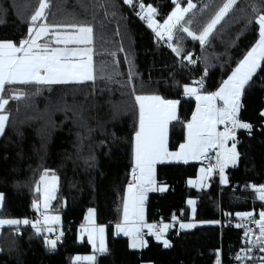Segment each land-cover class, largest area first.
I'll list each match as a JSON object with an SVG mask.
<instances>
[{
  "label": "trees",
  "instance_id": "trees-1",
  "mask_svg": "<svg viewBox=\"0 0 264 264\" xmlns=\"http://www.w3.org/2000/svg\"><path fill=\"white\" fill-rule=\"evenodd\" d=\"M227 0H191L195 5L173 29L164 45L149 26L133 13L141 3L156 9L160 24L179 3L188 0H47L49 25H84L92 32L94 79L58 84H20L19 98L9 100L8 116L0 136V218H39L34 203L41 174L48 170L58 179L49 213L61 217L63 242L53 249L32 225L0 230V264H73L77 254L91 252L77 240V229L88 209L96 222L107 226V248L97 264H264V241L257 243L259 225L249 236L238 227L240 213L256 220L264 201L252 186L264 185V60L243 89L240 120L250 129H237L233 138L238 153L234 166L218 180L214 166L206 187L196 189V163L157 165L155 181L166 191L148 194L146 219L172 222L165 236L169 246L150 234L140 250L129 248L128 239L114 234L120 221L123 193L132 166L133 142L139 124L137 95H158L179 101L177 119L170 123L169 149L184 139L194 101L183 98L184 87L197 85L200 92H214L248 52L259 36L257 17L264 14V0H237L215 26L205 43L183 31L199 35ZM40 0H0V40L28 38L31 16ZM49 38H45L47 40ZM169 44V45H168ZM171 45V46H170ZM180 49L177 55L173 50ZM199 60L188 65V54ZM187 64V65H186ZM202 88V89H201ZM214 165V164H213ZM211 166V165H210ZM236 184V187H234ZM189 200L194 201L191 214ZM193 219L189 229L177 224Z\"/></svg>",
  "mask_w": 264,
  "mask_h": 264
},
{
  "label": "snow or ice",
  "instance_id": "snow-or-ice-1",
  "mask_svg": "<svg viewBox=\"0 0 264 264\" xmlns=\"http://www.w3.org/2000/svg\"><path fill=\"white\" fill-rule=\"evenodd\" d=\"M126 3L132 4L133 0H125ZM237 3V0H227L222 7L216 12L215 16L203 29L196 35L187 27L183 28L193 39L205 43L212 33L215 26L224 18L229 10ZM49 7L47 0H40L39 7L35 14L31 16L32 26L28 29V38L19 41V44L11 40H0V110H4L9 103L2 93L6 90V85L10 84H58L67 83L69 81H89L93 80V63H92V32L90 26L84 25H49L37 21L45 18V9ZM195 7L188 0L187 7H182L177 3L175 10L168 16L162 25H157L153 20V14L156 9L151 5L147 6L146 16L149 27H158L162 31H158L157 36L163 37L167 34L172 39L173 29L184 20L186 13ZM140 8L145 9L141 3ZM139 15V13H138ZM256 23L259 28V39L252 49L239 62L235 71L223 82L218 91L200 95L196 87L185 86L184 93L188 96H195L198 101L196 112L193 114L191 121L187 124L188 135L187 141L179 146L176 152H169L167 147L168 124L177 119L176 109L179 101L165 100L158 95H137L135 100L139 106V128L135 133V166L133 168V182L128 185V196L124 203V223L117 225L119 232L132 237L131 247L141 248L146 246V241L141 237V228L147 227L149 230L156 228V225H145L143 223V202L145 194L152 189L155 184V166L158 162H162L169 157L187 162L191 160H199L205 155L209 148H224L225 141L233 139L236 129H250L251 125L241 122L238 119L239 99L244 86L251 79L253 73L260 67V61L264 60V14L257 17ZM42 38H49L45 43H38ZM63 45V47L52 46ZM72 45L73 47H69ZM171 46V45H170ZM177 55L180 54L179 48L173 49ZM203 86V80L196 82ZM11 98H19L13 96ZM223 102L222 107H217L216 101ZM264 115V113H262ZM8 120L7 115H0V133L4 131L5 123ZM224 124V131H217V125ZM230 124V127L228 126ZM235 163V144L232 149H225L218 156L217 166L222 178V182H227L224 178V169L229 162ZM211 172V169L208 170ZM205 170L201 169V179ZM138 173V175H137ZM49 172L45 170L41 176V182L45 184V208L54 198L56 177L51 176V190L49 191ZM195 184L196 181H189ZM257 192L258 198L264 201V185L259 187L252 186ZM39 191V189H37ZM159 191H166V187H160ZM3 200V194H0V201ZM189 204H194L192 200ZM34 207L38 205L34 204ZM93 210H89V218L92 216ZM242 218L252 217V213L238 214ZM259 220L254 223L259 225L260 236L257 237V243L264 241V211L259 213ZM59 216H45V225L49 223H58ZM21 223L28 224V220L17 219H0L2 225H19ZM190 224H182V228L192 227ZM242 226V225H238ZM37 231L41 232L40 222L32 224ZM168 225H163L158 231L152 232L157 240H162L163 233ZM47 231L53 229L47 227ZM251 231V230H249ZM92 232L100 234V248L103 252L106 249L103 244L104 228L92 229L89 232V238L92 239ZM247 236L248 233L246 232ZM57 237L54 240H47L46 243L55 248ZM93 243L95 241L93 240ZM165 247L169 246V242L163 240ZM77 260L85 259L92 261L93 256L77 257ZM219 264V261L217 262Z\"/></svg>",
  "mask_w": 264,
  "mask_h": 264
},
{
  "label": "crops",
  "instance_id": "crops-1",
  "mask_svg": "<svg viewBox=\"0 0 264 264\" xmlns=\"http://www.w3.org/2000/svg\"><path fill=\"white\" fill-rule=\"evenodd\" d=\"M145 13H146V10H145ZM160 25H161V24H160ZM148 26H149V25H148ZM149 28H150V27H149ZM152 30H153V29H152ZM153 32L155 33V31H153ZM155 35L157 36L156 33H155ZM157 37H158V36H157ZM258 39H259V36H258L257 40L254 42V44L251 46V48L248 50V52L252 49V47H254V45L256 44V42L258 41ZM47 40H48V39H47ZM47 40H45V38H42L40 41H38V43L43 44V43H45ZM52 46L63 47V45H55V44H53ZM69 47H73V46L70 45ZM248 52H247V53H248ZM247 53H246V54H247ZM246 54H245V55H246ZM245 55H244V56H245ZM244 56H243V58H244ZM243 58H242V59H243ZM242 59H241V60H242ZM241 60H240V61H241ZM240 61H239V62H240ZM262 62H263V60L260 61V65H261ZM92 63H93V60H92ZM238 64H239V63H238ZM238 64L233 68V70L231 71V73H230V74H229V75L223 80V82H224L225 80H227L229 76L232 75L233 71H235V69H236V67L238 66ZM258 68H259V67H258ZM258 68H257V70H258ZM257 70H256V71H257ZM256 71H255V72H256ZM255 72H254V73H255ZM254 73H253V75H254ZM253 75H252V76H253ZM89 81H90V80H89ZM249 81H250V80H249ZM249 81H248V82H249ZM69 82H77V81H69ZM223 82L221 83V85L223 84ZM18 85H20V83L10 84V85H9V86H11V87L9 88V92H10V94L15 95V96L21 95V93H19V92H20V89L17 87ZM221 85L219 86V88L221 87ZM7 86H8V85H7ZM187 86L196 87L194 84H189V85H187ZM244 87H245V86H244ZM219 88H217L214 92L218 91ZM243 89H244V88H243ZM243 89H242V92H241V95H240V99H239V104H240L239 113H240V110H241V107H242V105H241V104H242V103H241V99H242ZM17 91H18V92H17ZM14 92H15V93H14ZM16 92H17V93H16ZM209 93H213V92H199V90H198V94H200V95H205V94H209ZM4 98H5V97H4ZM183 98L193 100V101H194V109H193V112H192V114H191L189 120L186 121V122L184 123V139H183V141L178 145V147H177L176 149H174V150H170V149H169V128H170V123H171L172 121L168 124L167 147H168V151H169V152H176V151H178V150H179V146L187 141V135H188L187 124L191 121L192 116H193V114L196 112V109H197V106H198V101L196 100V97H195V96H188V95H185V93H184V94H183ZM5 99H7V98H5ZM216 105H217V107H222V106H223V102L220 101V100H217V101H216ZM177 108H178V105H177ZM239 113H238V119L240 120ZM260 113H261V115H262V113H264V107H263V109L261 110ZM0 115H5V113L3 112V110H0ZM176 116H177V109H176ZM262 116L264 117V115H262ZM173 121H174V120H173ZM240 121H241V120H240ZM241 122H243V121H241ZM244 123H245V122H244ZM263 123H264V122H263ZM222 127H223V124L217 125V131H220V132L224 131V128H222ZM138 128H139V124H138L137 130H138ZM1 134H2V133H0V136H1ZM233 144H235L234 141H233V139H229V140L225 141V144H224V148H223V149L220 148V147L209 148V149L207 150L206 153H208V152H210V151H213V150H216V151H217V150H220V152H221V154H222V153L224 152L225 149H228V150L232 149V145H233ZM237 159H238V153H237V150H236V147H235V163H232V162L230 161V162L227 164V166L225 167L224 172H225L228 168L234 166V165L236 164V162H237ZM162 163H182V164L196 163V164H197V173H196V177H194V178L188 180V185H189L190 187H194V188H196V189H201L202 187H206L207 182H208V178L211 176V174H212V172H213V169H214V166H215V165H211V166H203V165L200 164L199 160H191V159H189L187 162H185L184 160H177V159H173V158L169 157V158H167V159H164L162 162H158V163L156 164V166H155V171H156V167H157V165L162 164ZM132 166H133V168H134V166H135V137H134V142H133V159H132ZM201 169H204V170H205V172H204V174H203V179H201V176H202ZM209 169H211V172L208 171ZM48 172H49V171H48ZM43 174H44V173H43ZM52 175H53V174L49 172V176H48V181H49L48 187H49V191L51 190V187H52V185H51V176H52ZM55 177H56V176H55ZM224 178H225V175H224ZM189 181H196V183H195V184H190ZM39 183H40V184H38V186H37V188H36V191H37V193L39 194V199L34 203V204L38 205V207H34V208H35L37 214H39L40 216H42L43 221L41 222V221H39V220H36V221H29V220H28V221L30 222V223H28V224L21 223V224H19V225H2V226H0V230H1L2 228H4V227H17V226H27V225H32V224L36 223L37 221L40 222V225H43V226H44V227H43V231H44L45 233L48 232V231H47V227L56 228V227H60V226H61V217H60V215L57 214V213H49V211H48L49 208H50V205H51V201H52V199L49 201V203H48V207L45 208V195H46L45 184L42 183L41 180L39 181ZM57 186H58V179H57V177H56L55 191H54V193H52L54 196H55V193H56V191H57ZM152 187L154 188V191H155V190H158L160 187H166V186L161 185V184H157V182L155 181V184L152 185ZM37 189H39V191H38ZM154 191H153V192H154ZM150 193H152V192H150ZM148 194H149V192H146V194H145V200H144V202H143V217H144L143 223H144L145 225H153L152 222H150V221H148V220L146 219V213H145V203H146V200H147ZM127 196H128V187H125V190H124V193H123L122 204H121V205H122V207H121V218H120V221H119L117 224H115V225L113 226V231H114V234H115V235H117V236H123V237H126V238L128 239L129 248H131V249H133V250H140V249L143 248V247H141V248H132V247L130 246V245H131V242H132V237L124 235L123 232H119L118 229H117V225H118V224H119V225H123V223H124V203H125V200H126ZM0 203H1V201H0ZM190 205H191V208H192V210H191V214H193V213H194V211H193L194 204H190ZM0 206H1V205H0ZM89 210H90V209L87 210V212H86V214H85V217H84L83 221H82L81 224L78 226V229H77V240H78L79 242H86L87 244H89V246H90V248H91V252H90V253H87V254H77V255H75V256L73 257V264H97V257H98V255H99L100 253H102L101 251H99V248H100V234H99L98 232H92V239H90V238H89V232L92 231V229H98L99 227H103V228H104V232H103V244H104V248H105V249L107 248V237H106V236H107V226L104 225V224H98V223L96 222V217H95V211H94V209H91V210H93V213H92V216L89 218ZM45 216H49V217H51V216H59V217H60V220H59L58 223L53 222V223H49V224L45 225V222H44V217H45ZM0 219H5V218H0ZM6 219H13V218H6ZM17 220H21V221H23V220H27V219H17ZM197 223H198L197 221H195V220H193V219H190V220H188V221H184V222L178 223L177 225H178L181 229H189V228H192L193 226H195ZM182 224H190V225H193V226H192V227H188V228H182V227H181ZM163 225H168V228L166 229V232H167L169 228L173 227V221H172V222H165V223H162V226H163ZM162 226H161V227H162ZM32 228H34V227H32ZM143 230L150 231L149 228H147V227H142V228H141V232H142ZM149 235H150V234H149ZM149 235H147V236H149ZM147 236H141V237H142V239H143L144 241H146ZM93 240L95 241V243H93ZM88 256H93V257H95V259L92 260V261H88V260H85V259H81V260H77V259H76L77 257H81V258H83V257H88Z\"/></svg>",
  "mask_w": 264,
  "mask_h": 264
},
{
  "label": "built area",
  "instance_id": "built-area-1",
  "mask_svg": "<svg viewBox=\"0 0 264 264\" xmlns=\"http://www.w3.org/2000/svg\"><path fill=\"white\" fill-rule=\"evenodd\" d=\"M132 13L144 25H148L147 19H142L141 18L142 16H146L147 13H145V10H142L140 8V5H137L136 7H133L132 8ZM138 13H139V15H138ZM157 38L159 39V41H161L162 43L165 44L166 43V39L168 38V36H167V34H165V35H163V37L158 36ZM191 55H192V53L188 54V57H189L188 65L189 66L194 65L199 60L198 56L194 57V56H191ZM201 80H203V82H204V78L202 76L197 77V82L201 81ZM200 87H201L200 84L197 83L196 88L199 90ZM225 126L226 125L223 124V128L224 129H225ZM228 126L230 127V124ZM236 132H237V129L235 130V134H236ZM220 154H221L220 150L210 151V152L206 153L205 155L201 156V158L199 159V162L203 166H210V165L214 164L215 167H216V170H217L218 180L222 182V178H221V175H220V172H219V167L217 166V160H218V156ZM137 175H138V173H137ZM131 182H133V166H131L129 168V170H128V178H127V181L125 183V187H128L129 183H131ZM234 187H236V184H234ZM152 189H154V188L152 187ZM153 191L154 190H149L147 192L150 193V192H153ZM38 220L42 222L43 221L42 216H39ZM254 221H256V219L253 216L250 217V218H242V217H240L238 219V221H237V225H242V226H239V227L243 228L245 230V232H247L248 235L251 236L255 232V230L257 229V226H258V224L254 223ZM152 223H153V225H156V228L151 230V231L143 230L141 232V236H147L149 234H152V232L158 231L161 228V226H162V222L161 221H155V222H152ZM40 227H41L40 235L43 237L45 242L47 240H54L57 237H59V240H57V244L56 245H61L62 244L64 232H63L61 226L60 227H56V228H52L53 231H51V232L48 231L47 233H45L43 231V227H44L43 225H40ZM34 230H36V229L34 228ZM249 230H251V231H249Z\"/></svg>",
  "mask_w": 264,
  "mask_h": 264
},
{
  "label": "rangeland",
  "instance_id": "rangeland-1",
  "mask_svg": "<svg viewBox=\"0 0 264 264\" xmlns=\"http://www.w3.org/2000/svg\"><path fill=\"white\" fill-rule=\"evenodd\" d=\"M125 1V0H124ZM175 1V0H174ZM175 8H176V6L174 7V9L172 10V12L175 10ZM171 12V13H172ZM147 13V12H146ZM171 13H170V15H171ZM153 18V17H152ZM153 20H155V22H156V24L157 25H162L163 23H164V21L163 22H161L160 24L157 22V20L155 19V18H153ZM150 29H153V31H155V33H157L158 31H162V29H160V28H158V27H150ZM18 92V91H17ZM16 92V93H17ZM15 93V92H14ZM19 93H22L21 91L19 92ZM19 96V95H18ZM44 173V172H43ZM43 173L41 174V176L43 175ZM41 180V177H40V179H39V181ZM38 181V182H39ZM38 184H40V183H38ZM1 194V193H0ZM258 194V193H257ZM259 195V194H258ZM0 205H1V203H0ZM258 229H259V227H258ZM37 233V232H36ZM165 234H166V231H164V233H163V238H162V242H163V240H167L168 241V239H167V237L165 236ZM37 235L39 236L40 235V233H37ZM164 244V243H163ZM142 264H151V263H149V262H143Z\"/></svg>",
  "mask_w": 264,
  "mask_h": 264
},
{
  "label": "bare ground",
  "instance_id": "bare-ground-1",
  "mask_svg": "<svg viewBox=\"0 0 264 264\" xmlns=\"http://www.w3.org/2000/svg\"><path fill=\"white\" fill-rule=\"evenodd\" d=\"M132 5V4H131ZM139 5V4H138ZM132 9V8H131ZM148 26V25H147ZM160 42V41H159ZM166 43H168V42H166ZM164 44V43H163ZM164 45H166V44H164ZM169 45V44H168ZM187 65V64H186ZM201 76V75H200ZM202 89V88H201ZM200 92V91H199ZM223 128V127H222Z\"/></svg>",
  "mask_w": 264,
  "mask_h": 264
}]
</instances>
